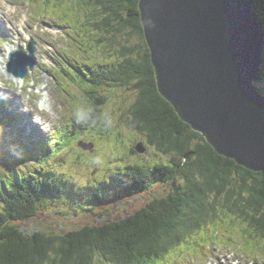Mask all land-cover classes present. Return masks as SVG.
Instances as JSON below:
<instances>
[{
  "label": "trees",
  "instance_id": "trees-1",
  "mask_svg": "<svg viewBox=\"0 0 264 264\" xmlns=\"http://www.w3.org/2000/svg\"><path fill=\"white\" fill-rule=\"evenodd\" d=\"M69 1L58 3L64 6ZM77 1L80 8L73 10L72 20L83 23L89 48L96 43L117 56L93 76L87 71L81 74L82 84L95 90L105 84L134 86L139 96L130 110V125L147 136L149 147H157L167 158L152 166L129 165L110 191L116 197H135L164 184L176 186L177 192L154 199L131 216L117 220L112 216L104 224L40 228L38 217L45 213L40 202L50 205L67 196L71 180L56 175L53 181L32 178L15 189L0 187V264H172L175 259L182 264L181 258H186L182 254L201 255L202 248L212 251L218 245L231 247L233 240L248 258L264 257L258 247L264 243V174L220 156L160 94L141 19V0ZM251 1L264 28V0ZM96 92L89 98L93 105L90 113L82 115L77 137L98 124L97 129L104 130L103 123L93 124L92 119L100 120L108 98Z\"/></svg>",
  "mask_w": 264,
  "mask_h": 264
},
{
  "label": "rangeland",
  "instance_id": "rangeland-1",
  "mask_svg": "<svg viewBox=\"0 0 264 264\" xmlns=\"http://www.w3.org/2000/svg\"><path fill=\"white\" fill-rule=\"evenodd\" d=\"M9 1L0 0V16L5 18V29L10 28L6 32L7 40L13 41L14 44L18 43L20 48H25L26 44H30L31 41L28 39L24 38L19 42L15 37L20 23H26L27 31L34 37L32 42H36L34 62L28 65L36 64V68L33 67L35 69L29 72L25 88L20 86L18 88L14 83H7L13 82V80H9L11 76L1 70L8 62V50L10 49L7 44L4 45L6 53L0 54V71L3 72L0 77L6 84L0 88V99L4 101L1 106L5 104V107L10 109L12 115H16L17 119L12 117L14 123L6 124L0 132V177L9 178L3 166H8L12 160H15L16 163L17 180L14 183L16 186H18V182L22 181V178L25 179L29 176V172H24L26 168L22 169V164L24 166L38 164L37 166H43L45 169L48 165L58 172L74 176V180L72 179L67 185V189H69L67 196L65 194L59 202L56 201L51 205L45 201L40 202L45 205L42 207L45 213L38 217L39 224L37 225L40 228H45L48 225L55 228L58 226L68 228L75 223L80 227L81 223H87L86 225L104 224L111 220L112 216H116V220L131 216L146 208L154 199L168 197V195L177 192L176 186L164 184H159L149 192L131 198L126 195L116 197L110 191V187L117 183V180L110 182L113 173L119 171L117 166L124 167V164L136 162L152 166L153 162H167V158L157 147H149L147 136L130 125L132 124L130 110L139 96L134 86L109 88L105 84L95 90L88 84H82L80 74L87 71L89 76H93L98 69L103 70L100 66L117 56L114 51L104 50L96 43L95 48L92 46L91 49L89 48L91 43L88 35L83 32L84 28L81 26L83 23L77 21L75 23L72 20L73 12L80 8V5L77 7L78 1L70 0L64 6L58 3V0H30L32 4L26 3V0H11L12 5L8 3ZM11 6L13 8H10ZM83 15L85 17L86 13ZM80 22H85V19ZM70 31L73 32L74 38H71L69 33L67 34ZM76 31L79 35H75ZM2 35L3 30H0V36L2 37ZM132 41L136 44L139 42L135 38ZM5 55L6 60L3 58ZM62 56L64 59L61 58ZM111 63L113 61L108 64ZM27 68L29 66L25 70ZM18 83L22 86V80H18ZM258 87L264 92V78ZM45 91H47L45 93L47 101L43 93ZM96 91H99L101 96L108 98L100 120L92 119L93 124L103 123L104 130L97 129L100 127L98 124L97 128L90 127L91 130L84 132L85 134L81 135L82 139L77 138L79 124L84 120L82 115L90 113L93 104L89 98L94 97L97 94ZM41 99L45 100V105L49 108L48 111L38 109L37 102L40 100V104ZM48 101L51 105L46 103ZM2 115L4 116V112ZM75 118L77 123L74 122ZM0 125L4 126V123H0ZM9 131L11 134L8 137L7 132ZM86 135H88V139L85 137ZM29 137L41 139L49 137L51 141L47 144H51L55 148L57 145L59 147L47 152V155H40L41 159L39 160L36 154L41 151H36L37 146H30L36 145L34 144L36 141ZM83 142L87 146L86 151L91 152L80 160L78 152L83 151L79 150V144L83 145ZM142 142L148 148L146 154L133 153V150H136V147ZM28 143L30 150L25 152L24 161H22V144ZM91 143L95 144L92 149L89 148ZM61 145L63 148L59 149ZM128 156H130V160ZM46 158V165L42 164L40 161L42 159L46 161ZM90 169H94V175H91ZM104 170H107L106 174H103ZM96 175L103 176V179H107L109 182L103 189L104 193L97 192L101 188H96L97 180L94 179ZM104 195L110 200H104L102 203ZM71 204L76 209L72 208ZM44 225L46 226L44 227ZM27 226L29 229L31 228V224ZM35 226L32 224V227ZM248 234L247 232L246 235ZM246 235L244 234V238H247ZM230 246L218 245L212 251H205L202 248V252L210 253L201 255L182 254L186 258L180 257L181 262L183 261L182 264H264V257H260L263 259L245 257L244 249L237 241L233 240ZM258 247L264 250V243ZM177 262L178 260L175 259L172 264Z\"/></svg>",
  "mask_w": 264,
  "mask_h": 264
},
{
  "label": "water",
  "instance_id": "water-1",
  "mask_svg": "<svg viewBox=\"0 0 264 264\" xmlns=\"http://www.w3.org/2000/svg\"><path fill=\"white\" fill-rule=\"evenodd\" d=\"M140 11L160 94L220 156L264 174V29L253 4L141 0Z\"/></svg>",
  "mask_w": 264,
  "mask_h": 264
},
{
  "label": "bare ground",
  "instance_id": "bare-ground-1",
  "mask_svg": "<svg viewBox=\"0 0 264 264\" xmlns=\"http://www.w3.org/2000/svg\"><path fill=\"white\" fill-rule=\"evenodd\" d=\"M249 2L250 3H252L251 2V0H249ZM257 17L259 18V16H258V14H257ZM0 18H2V17H0ZM259 20V19H258ZM260 22V21H259ZM2 24V21L0 20V25ZM23 25V24H22ZM264 29V28H263ZM22 58V56H20V55H18V56H16L14 59H13V61L11 62V67H13L14 69L16 68L17 69V67H23V65L25 64V62H18L19 61V59H21ZM32 60V59H31ZM264 66V65H263ZM18 70V69H17ZM262 70H263V67H262ZM0 74H2V72H0ZM45 90V89H44ZM47 91H45V92H43L44 93V96H45V100L47 101V99H46V93ZM43 96V97H44ZM46 103H49V105H51L50 104V102L48 101V102H46ZM49 110V108L45 105V110L44 111H48ZM87 128H89L88 126H87ZM90 129V128H89ZM154 163V162H153ZM160 162H155L154 164H159ZM66 178V177H65ZM66 180V179H65ZM68 180V179H67ZM70 215V214H69Z\"/></svg>",
  "mask_w": 264,
  "mask_h": 264
},
{
  "label": "flooded vegetation",
  "instance_id": "flooded-vegetation-1",
  "mask_svg": "<svg viewBox=\"0 0 264 264\" xmlns=\"http://www.w3.org/2000/svg\"><path fill=\"white\" fill-rule=\"evenodd\" d=\"M91 175H94V174L92 173ZM98 177H100V175H98V176L96 175V176L94 177V179L96 180ZM106 181H107V179H105V182H106ZM113 181H115V180H114L113 176H111V177H110V182H113Z\"/></svg>",
  "mask_w": 264,
  "mask_h": 264
}]
</instances>
